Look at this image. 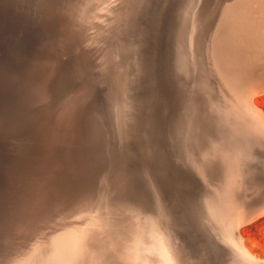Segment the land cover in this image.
<instances>
[{
  "label": "bare ground",
  "instance_id": "6f19581e",
  "mask_svg": "<svg viewBox=\"0 0 264 264\" xmlns=\"http://www.w3.org/2000/svg\"><path fill=\"white\" fill-rule=\"evenodd\" d=\"M15 1H17V0H15ZM31 1H34V0H31ZM31 1H29V2H31ZM49 1L52 2V0H49ZM59 1H61V0H59ZM64 1L66 2L69 0H64ZM77 1L78 0H70V5L64 6V7H66L65 12H64V8H63V10L60 8L59 9L57 8L56 11H58V12H60V10L62 11L60 18H57L55 23L53 21V25L55 24V26H53V27H56V29L59 30V31L56 30V32H55V35L57 34V37H55V40L52 38V35L50 38L49 37L47 38L46 37L47 33L43 32L44 34L46 33V36L44 37L46 39L44 40L43 45H41L40 47H42V49H43L42 51H45V53H48V54H45L46 56L43 55L44 57L41 56L42 59H40V62L38 65H37L38 62L36 61L37 58H34V61H33L34 64H33V70H32L31 76L28 77V80H26V84L24 85L25 88L23 87L24 89H26L25 90L26 97L24 99H22L20 102V110H19V107L17 108V110H19V111H21V113L25 114L24 111L27 110V108L29 109V107L32 108L33 106L41 105L42 111L46 112L44 115L45 116L44 122L41 121V122H43L41 124L42 132H41V135L39 136V138H41L43 143L41 146V153L38 154L39 156L37 157V160L35 161L36 158H33V160L35 161L34 165H33L34 167L32 168V172H31V174H29V177L26 178L24 175L19 176L18 174H16V176L18 175V177L15 179H12L13 177L9 178L6 175L8 177V179H10L9 185L5 186V187L0 186V202L2 205L0 208V243H1V245L3 244V247H5V249H4L5 253L1 257L0 264H8L11 261H15L14 259L20 257L21 254H23L21 252L22 251L24 252V249L27 248L31 242H33L32 241L33 239H35L38 235H40V233L42 234V236L47 233V232L46 233L44 232L45 230L48 229L50 231L49 234L47 233L50 236L51 232H52V230H50V229L52 227H54V228L57 227L56 230L58 232V231H60L58 229V227L61 224V222H64V221L73 222L76 220L74 216H70V215L68 216V214L62 216L61 218L60 217L58 218L57 217L58 215L53 210V207H52L53 204L60 205V206L62 204V206H64L65 204H68L71 201H75V198H77L79 196H84L85 200L83 199L84 200L83 205L85 207L89 208L90 206L94 205L95 201H94V198H93L94 196L92 195V192L94 191L95 184L97 183V179H98V175H99L98 173H101V170H103V169L108 172L107 178H106V181L104 184L106 186V188L104 190L106 202L102 200L104 202V207L101 206L102 208H104V211H105L103 218L105 219L104 222H106L105 223L106 228L104 227L105 230L102 229V231L100 233L97 230L98 232H96V233H99V234H97V236L95 235L97 241L93 242V244L90 245V247H93L94 244H97L100 247L101 246L109 247L108 246L109 244L114 245L115 247L112 248V250L115 249L113 252L115 257L120 254L119 250L121 251L124 248V250L127 251L125 253L126 256L129 257V258L127 257L128 259L125 258V260H128L127 261L128 263L133 259H135V261H136L137 258H135L134 256L137 255V253L139 251V245L142 243L143 245L142 244L141 245L144 246V248L147 245V248H145V249H147L150 254L147 252H145V253L149 254V256L150 255L152 256L153 254H156V255H153V257L157 256V255L161 256L162 260L157 259L158 257L155 258V259H157L155 263H158V264H236L237 262L236 263L232 262V258H231V253H233V252L235 253L236 251H238L239 254L245 260H247L250 263L264 264L263 257H261V258L257 257L246 246V244H245L246 242L244 243V238L240 232V227L243 224V221H242L243 219H244V222H247V221L253 219L254 217H256L257 215H259L260 213H262V214L264 213V199L262 201H259L257 204H255V206L252 207L245 215H240L242 213L241 210H240L241 213L239 212V209L241 208V205H240L241 203L236 204V205H240V207H238V209H235L236 206L234 207L231 204H229V208L231 205L232 207H234L233 208V210L235 209L234 211L239 212V213H237V214H239V216L237 214L235 215L238 218V220L236 222V234H235V237L234 236L226 237L227 234L223 231L224 232V236H223L222 232L218 231L219 229L216 227L218 225V220L214 216L215 214L212 212V208L209 209L207 202L205 200H203V198L201 197V192H200L201 185L199 183H197V180H195V178L199 174L195 173V174H197L195 177L194 172H196V171L193 169L192 164H191V160L189 159V154H191L190 158H192L193 157L192 154L195 151L192 153V151L194 150L193 149V150H191V153L190 152L188 153L189 149L187 148L188 150H186L185 146L183 145L184 144L183 139H185V137H183V139H182V136H186V135L188 136L189 133L185 131L186 135L184 132H183L184 135H181L180 134L181 132H179V129H178V126L181 123L186 124V122L190 121L191 117L194 115V113H196L195 108H199L201 106L199 103L202 102V99H200V97H199L200 93H198V92L204 91L207 93L209 91L208 87L204 86L205 83L202 82L203 76L209 74L210 66H212V69H213V65H214L213 60L211 61L213 63V65H209V62H208V57H210V56L207 57L208 53H210V51L208 52V42H209L208 35L211 34L210 32L212 30V27L216 23L217 18L219 17L218 16L219 13L222 12L221 11V9H222L221 4L224 2L228 3V0L227 1L221 0L219 2H218V0H165V3L161 7V13H160L158 19L156 18L157 16H155V14L151 11L150 0H107V2L105 1V3H102V0H99L101 2L100 3L97 2V4L94 3L95 5L91 2V4L93 6H95L94 14H97V17H94L93 16L94 14L93 15L90 14L91 16H93V20L91 18L89 19L88 18L89 16L83 17L81 15V12H80L81 10H79V8H78V5H80V4H78V3H80L79 2L80 0L78 1V3H77ZM19 2H20V0H19ZM27 2L28 1H26L25 3H27ZM56 2L58 3V0ZM65 2H63L62 4H65ZM74 2L77 3V4H75L77 6H74ZM34 3H35V1H34ZM34 3H33V6L36 5ZM235 3H236V1H235ZM235 3H234V6H235ZM38 4H39V2H38ZM52 4H53V2H52ZM45 5H46V3H45ZM45 5H44V7H45ZM49 5H51V3ZM81 5H84V4H81ZM81 5H80V7H82ZM227 5H229V4H227ZM57 6H58V4H57ZM59 6H61V5H59ZM13 7H15V6H13ZM21 7H23L22 3H21ZM25 7H27V6H25ZM44 7H43V9L48 11V9H47L48 6L46 8H44ZM253 7H255V6H253ZM3 8L6 9L7 5H6V7L3 6ZM9 8H10V6H9ZM34 8H37V6L36 7L34 6ZM167 8H169L170 11H172V18L166 22L165 21V19H166L165 15L168 13ZM24 9H27V8H23V11H24ZM38 9H39V7H38ZM52 9L54 10V8H52ZM52 9H50V10H52ZM88 9H85V10L88 12L91 11ZM31 10H30V12H31ZM5 11H7V10H5ZM12 11H13V9H12ZM83 12H84V10H83ZM237 12H239V11H237ZM3 13L5 14V12H3ZM23 13H22V15H24ZM31 13H32L31 15H33V11ZM55 13H57V12H55ZM69 13L72 15L71 17L69 16L70 15ZM89 13H91V12H89ZM228 13H229V11H228ZM4 14H3V16H4ZM7 14H5V15H7ZM229 14H228V16H229ZM241 14H242V12H241ZM26 15H27V13H26ZM31 15H30V17H31ZM38 15H40V14H38ZM48 15H51V14H48ZM56 15L58 16L59 14H56ZM65 15L69 16L68 19ZM16 16H18V15H16ZM28 16H26V17L30 21V18ZM41 16H42V12H41ZM47 16L43 15V19H45L44 17H47ZM64 16H65V18H64ZM242 16H243V14H242ZM19 17L21 18V16H19ZM38 17L39 16H37V18ZM223 18H225V17H223ZM223 18H221V19H223ZM237 18H239V17H237ZM6 19L4 18V20H6ZM22 19H20L21 23H22ZM34 19L35 18H33L31 21H33ZM221 19H219L218 22L221 21ZM20 20H17V21H20ZM40 20L42 22V18H40L39 21ZM240 20H242V19H240ZM25 21H28V20H25ZM48 21H49V19L48 20L45 19L42 22V25H43V28H45V30L50 31V29L52 30L53 28L48 27ZM7 22L5 21L4 23H7ZM41 22H40V24H41ZM50 22H51V20H50ZM152 22H158L157 26L159 29L153 28ZM14 23H15V21H14ZM31 23H30V25H31ZM34 23H35V21L32 24H34ZM38 24H39V22H38ZM242 24H244V22ZM41 26L40 27L38 26V28L41 29ZM28 27H29V24H28ZM26 28H27V26H26ZM38 28H37V31H38ZM230 28H228V30ZM18 29H20V28H18ZM153 29H155V30H153ZM163 29L164 30L166 29V31L168 30L167 38L169 39V41L172 45V47L168 51L167 56L164 55L163 53L162 54L159 53V50H161L162 48L160 46V43H158V42L165 39V37H166L165 34H163L164 33ZM215 29H216V27H215ZM33 30H35V29H33ZM19 31L20 30H18V32ZM28 32H29V29H28ZM52 32H53V30H52ZM234 32H235V28H234ZM238 33H240V32H238ZM241 33H242V31H241ZM35 34H33V37H35ZM214 35H213V37L216 38L218 34L216 36H214ZM218 37H219V35H218ZM221 37H219V38H221ZM226 37H227V35H226ZM219 38H217V39H219ZM36 39H37V37H36ZM150 39H153V45H152V41ZM222 40H223V38H222ZM154 41H155V44H154ZM184 41H185V44L187 43L186 44L187 46H189V44H191V48L193 50V53H196L195 56H197L195 58H197V71H198V74L200 76V78L199 77L197 78V79H199V83L196 85V87H198V89H199L198 91H196L197 89H195V88L192 90V89L185 87L179 80V75H178L179 71L177 68L181 65L177 62H178V60H179V62H182V61L184 62L183 59L186 57V56H182V61H180V59H181L180 57L184 53L183 52L184 50H182ZM221 42H224V41H221ZM241 42H242V40H241ZM210 47H211V44H210ZM213 47H215L214 44H213ZM191 48H189V49H191ZM215 48L212 49V52H213V50H215ZM187 50H188V47H187ZM218 50L219 49H217V51ZM223 51L221 53H223ZM230 51L231 50H229V52ZM180 53H182V54L180 55ZM218 53L220 54V51ZM256 53H258V52H256ZM187 54H189V53L187 52ZM77 55H78V58L82 62V67L81 66L80 67L83 68V70H81V71L79 70L78 72L77 71L73 72L72 70H70L69 67L65 66L64 60H65V57H69V58L73 59ZM179 55H180V57H179ZM213 55H215V53ZM213 55H211V56H213ZM244 55L245 54H243L242 56H244ZM259 55H260V52H259ZM237 56H239V55H237ZM217 57H218L217 59L219 60L220 56H217ZM226 57H227V55H226ZM195 58H193V59H195ZM227 58H229V57H227ZM256 59H257V57H256ZM190 60H191V58H190ZM224 61L225 62L223 63V65L225 64L224 67L226 68V60H224ZM247 62H250V61H247ZM227 63H228V61H227ZM260 63H262V62H260ZM194 64H195V62H194ZM215 65L217 66V64H215ZM215 65H214V67L216 68ZM233 66H235V64ZM181 67H183V66H181ZM247 67H248V65H247ZM190 68H192V67H190ZM230 68H231V65H230ZM3 70L4 69L0 66V101H4V103L7 104L8 107L10 108L11 103L14 100V99L11 100L10 96L12 94H14L16 89H21V86H20V84L16 85L15 88L13 86H10L11 76H9L7 71L5 72ZM193 70L195 71L194 68H193ZM211 71H210V73H211ZM213 71L215 72V70H213ZM228 71H229V68H228ZM228 71H227V73H228ZM220 72H222V71H220ZM227 73H225V74H227ZM249 73L250 72H248V74ZM27 74L30 75L29 73H27ZM216 74H217V72H216ZM242 74H243V72H242ZM255 74L256 73H254V75ZM35 75L39 76V78L37 80H35L36 79ZM228 75H231V74L229 73ZM211 76H212V74H211ZM221 76H223V75H221ZM236 76H237V74H236ZM12 78H13V76H12ZM233 78H234V76H233ZM216 79L217 78H215V80ZM33 80H35L36 82H34ZM228 80H229V78L227 79V81ZM261 81H263V79ZM32 82H34V84H32ZM74 82H76L77 86L72 87L71 91L69 93L63 95V97L58 99V101H56L55 103L50 102L53 99V97L61 89L65 88V86H69L70 84H72ZM77 82H79V85L77 84ZM240 83H241V81H240ZM225 85L229 86V89H231L229 84H225ZM225 85H222V87ZM218 87H217V89H220ZM243 87L245 88V85ZM254 88H255V86H254ZM254 88H253V90H254ZM263 88H264V86H263ZM211 90H212V88H211ZM260 90H263V89H260ZM260 90H259V92H260ZM220 91H221V89H220ZM217 92H219V91H217ZM222 92H224V90H222ZM229 92H228V95L231 93V92L230 93ZM239 92L237 91L236 93L238 94ZM212 93H213V91H212ZM240 93H239V95L241 96ZM209 94H211V93H209ZM215 94L217 95V97L220 96V95L218 96L217 93H214V95ZM230 95H231V97H233L232 99H234V96H232V95H236V94L231 93ZM255 95H256L255 92L252 94H250L248 92L246 94L245 93L242 94V98H244L243 101L245 100V103H246V104H244V106L245 105L247 106L245 108H248L252 114H254L255 116H258L260 111L256 105L255 100L253 99ZM261 95H264V94L262 93ZM206 96H208V95L206 94ZM222 96H224V94ZM210 97L212 98L214 96H210ZM217 97H216L217 101L219 99L223 98V97H219V99H218ZM228 97H226L223 101H225ZM237 97L239 98V96H237ZM237 97H236V99H237ZM237 100L240 101V99H237ZM223 101L221 103H223L224 105H228L226 102H223ZM236 101L234 102V104H236ZM204 103H206V101ZM212 103H211V107L209 106V109L210 108L213 109ZM215 103H216V101H215ZM232 103L233 102H231V104ZM218 104H219V102H218ZM218 104H215L216 107L215 106L214 107L216 108L218 114H220L221 116L224 117L225 114L222 115L224 112L221 113L217 109ZM208 105H210V104H208ZM208 105L205 108H208ZM236 105H239V104H236ZM236 105H235V107H236ZM8 107H6V108H8ZM226 107L228 108V106H226ZM15 108H16V106H15ZM201 109H202V107H201ZM238 109H239V107H238ZM15 110L16 109H14V111L12 110V112L15 113ZM199 110H200V108H199ZM236 110H234V109L232 110V108H230L225 112L227 113L229 111V113H231L233 111L235 112ZM221 111H224L223 107L221 108ZM4 112H2L1 107H0V142H2L1 140L3 139V137H5L6 131L11 132L10 131L11 128H9L10 130H8V129L6 130V128H8L7 125H8L9 118H11V117H9V116H11V114L7 117ZM211 112H213V113H211ZM211 112H210V114H215V115L217 114L216 111L214 112L213 110H211ZM208 113H209V110H208ZM229 113H228V115H229ZM237 114L238 113H236V114L234 113L233 116L236 117ZM19 115L21 116V114H19ZM220 115H218V116H220ZM228 115H225V116H228ZM230 115L232 116V114H230ZM230 115H229V119H231ZM240 115H242V114H240ZM30 116H32V115H30ZM21 117H25V116H21ZM41 117H42V115H41ZM239 117H242V116H238V118ZM224 118L228 119V117H224ZM238 118H236V119H238ZM38 119H39V117H38ZM226 119L224 122H228V121H226ZM240 119L241 118H239V120ZM262 119L263 118H261V120ZM18 120H20V119H18ZM241 120L243 121V118ZM256 120H258V119H256ZM261 120L259 119V121H261ZM199 121H201V120H199ZM206 121H205V123H206ZM218 121L219 120H216V122H218ZM245 121H246V119H245ZM224 122L222 123L223 124V126H222L221 121H219L217 124V127L220 124L222 126V128L226 127V129L227 128L229 129V126L228 127L224 126ZM230 122H231V120H229L228 124H230ZM239 122L240 121H237V124ZM249 122L250 121H248L246 123H249ZM263 122H264V119H263ZM235 123L236 122H234V126L236 125ZM251 123L252 122H250L249 126L253 125V123L252 124ZM255 123H257V122H255ZM194 125H196V124H194ZM242 125H243V123H242ZM234 126H231V128L232 127L234 128ZM249 126H248V128H249ZM259 126L260 125L258 124L257 127H259ZM236 127H238V125L235 126V128ZM241 127H243V126H241ZM245 127H247V124ZM251 127H253V126H251ZM251 127H250V129H253V128L256 129L257 128V127L256 128L255 127L251 128ZM4 128H5V130H4ZM186 128H187V126H186ZM209 128L213 129V126L212 127L210 126ZM222 128L218 129V130H220V133H222V136H220L219 133H218L219 135H217L215 132V129L213 130L215 132V133L213 132L214 133L213 136L217 135L218 137H220V139H221V137L223 139L224 138L223 133L226 130L222 131L223 130ZM259 128H261V127H259ZM39 129H40V127H39ZM207 129H208V127H207ZM228 129H227V131H228ZM237 129L236 130L234 129L235 130L234 134H233L234 130L232 131V134L234 136H236L235 134H236ZM243 129H242V132H243ZM245 129H247V128H245ZM245 129H244V131L247 132L248 129L247 130H245ZM250 129H249V131H250ZM187 130H188V128H187ZM203 130H205V129H203ZM257 130H259V129H257ZM12 131H14V130L12 129ZM40 131H39V133H40ZM227 131L224 133V134L227 133L226 139H228V138L232 139L233 136L228 137L229 132H227ZM9 132H7V135ZM12 133H15V132H12ZM28 133L31 134L30 131ZM210 134L211 133H209L207 135L209 136ZM238 134H239V132H238ZM238 134H237V136L241 137V135H238ZM208 136H205V137L208 138ZM217 136H216V138H218ZM229 136H230V134H229ZM244 136H246V135H244ZM214 138L212 137V139H214ZM192 139H194V138H192ZM220 139H218V140L220 141ZM222 139H221L220 143H222ZM185 140H188V139H185ZM190 140H191V138H190ZM190 140H188V141H190ZM218 140H217V143H218ZM225 140L223 139V141H225ZM233 140H234V138H233ZM235 140H234V142H235ZM239 141H241L240 138H239ZM246 141H247V139H246ZM262 141H264V140L262 139ZM143 142L146 144L147 149H144ZM191 142H193V141L191 140ZM194 142H196V140ZM229 142H230V139H229ZM246 143H249V142H246ZM192 144L193 143H190V145H192ZM202 144H204V143H201V145ZM223 144H224V142H223ZM230 144L232 145L233 141ZM211 145L209 144L210 147H211ZM216 145H218V144H215V146ZM219 145H221V144H219ZM25 146H26V144H25ZM206 146H207V149H206ZM241 146H242V144H241ZM216 147H218V146H216ZM227 147L228 146H226V148ZM235 147L237 148V146H235ZM251 147H254V146L251 145ZM208 148H209L208 145H205L204 149L202 147L201 150L202 149L203 150H209ZM219 148H221V147H219ZM231 148H233V146H231ZM231 148H230V150H231ZM213 149L215 150V148H213ZM241 149L243 150L242 147H241ZM25 150H27V149H25ZM210 150H211V148H210ZM210 150H209V152H210ZM245 150H246V148H245ZM225 151H223V152H225ZM246 151H248V149ZM201 152H203V151H201ZM209 152L207 151L208 154H210L213 151H211L210 153ZM229 152H228V155H229ZM238 152H241V151H238ZM255 152H257V151H255ZM253 153H254V151H253ZM259 153L262 154V152H259ZM208 154L206 156H210ZM212 154L214 155V153H212ZM5 155H3V156H5ZM203 155H205V154H202V156ZM215 155H216V153H215ZM226 155H227V153H226ZM244 155H246V153H244ZM257 155H258V153H257ZM197 157L195 156V158H197ZM237 157L235 159L239 158V157L238 158ZM257 157H259V156H257ZM263 157H264V152H263ZM18 158L22 159L19 156H18ZM195 158L192 160V163H193V161H197V159L199 157L197 159H195ZM228 158L229 157H227V161H229ZM230 158H231V156H230ZM232 158H234V157L232 156ZM216 159H217V157H216ZM223 159H224V161H226V158H223ZM240 159H241V157H240ZM248 159H250V158H248ZM255 159H257V158H255ZM33 160H31V161L33 162ZM140 160L143 161V163L145 162L147 164V166H149V169L151 171L150 177H151L152 183H150V188L152 190L150 192L153 191V193L155 194V195H152L153 199L151 198L152 199L151 204L149 202V198L147 195H145L144 193L139 192V191H138V193H136L137 189L135 190L134 179L138 178V177L141 178V174L139 172H137V170L139 168L138 162ZM199 160H200V158H199ZM204 160L205 159L203 157L202 162H204ZM208 161L210 162V160H208ZM14 162H16V161L14 160ZM217 162H218V160H217ZM195 163L197 164L198 161ZM239 163H240V160H239ZM261 163L262 162H260V164ZM0 164H2L1 161H0ZM5 164H6V162H5ZM212 164H214V163H212ZM228 164H230V162H228ZM234 164L236 165L235 160H234ZM234 164H233V166H234ZM214 165H216V164H214ZM221 165H223V161H222ZM242 165H244V164H242ZM197 166L199 167V163L197 164ZM240 166L241 165H239V167ZM259 166L263 167V165H259ZM28 167L29 166H27L26 169ZM202 167L203 166L201 165V168ZM231 167L232 166H230V168ZM246 167H247V165H246ZM5 168H3V169H5ZM19 168H22V167H19ZM221 168H222V166H221ZM243 168H245V167H243ZM146 171H148V168ZM219 171H221V173L224 172L222 170H219ZM250 171H249V173H250ZM198 172H200V173L202 172V176H203V169L202 170L200 169ZM204 172H205V170H204ZM226 172H227V170H226ZM231 172L229 174H231ZM148 173H150V172L148 171ZM234 173H233V175H234ZM249 173H248V175L251 174V173L250 174ZM214 174L216 175V173H214ZM245 175L247 176V174H245ZM216 176H219V174ZM227 176H228V174H227ZM252 176L253 175H250V177H248V178H252ZM203 177H200V179L202 178V180H201L202 182L205 181V179H206V178L203 179ZM244 178H245V176H244ZM198 179H199V176H198ZM255 179H257V178H255ZM206 180H208V179H206ZM209 180H210V177H209ZM247 180H246V182H247ZM216 181H218V180H216ZM225 181H226V177H225ZM230 181H232V180H230ZM236 181L239 185L240 180H236ZM249 181H251V180H249ZM205 182L207 183V181H205ZM205 182H203V183L205 184ZM211 183H213V182L211 181ZM227 183L228 182H226L225 184L227 185ZM251 183H253V182H251ZM251 183H249V184H251ZM249 184H248V186L250 187ZM215 185L216 184H214V186ZM235 185H237V184H235ZM235 185H234V187H235ZM253 185H255V184H253ZM227 186H229V185H227ZM209 187L212 188L211 186H209ZM218 187H220L219 190L220 189L222 190L221 186H218ZM236 187H238V186H236ZM249 187H248V190H249ZM215 188H216V186H215ZM250 188L255 189L256 187H252V184H251ZM231 189H233V188H230V191H231ZM241 189L243 190V188H241ZM219 190L218 189L215 190V191H217L216 193H218V195H219V192H218ZM227 190H229V189H227ZM234 190L235 189H233V191ZM230 191L228 192V194L234 193V192L232 193ZM247 192H249V191H247ZM224 193H227V192L224 191ZM249 193L251 194L253 192L251 191ZM249 193H248V195H249ZM222 194L223 193H221V195ZM225 196H227V195H225ZM243 196H242V198H243ZM253 196H255V194ZM217 197L219 198V196H217ZM221 197L224 199L226 198L223 195ZM227 200H229V198ZM238 201H236V199L234 200V202H238ZM241 201L243 202V200H241ZM244 201H245V199H244ZM230 202H233V201H230ZM246 204H247V202H246ZM212 205L210 204V206H212ZM233 205H235V204H233ZM96 207H97V205H96ZM215 207H217V206H215ZM217 209L219 210V207ZM233 210H231V212ZM83 212H84V210H83ZM234 213L232 215L233 217H234ZM75 216H77V215H75ZM229 216H230V214H229ZM259 216L261 217V215H259ZM97 217H98V215L95 218L94 215L87 216V214H86L84 217L79 218L81 221V224L79 225L80 228H83L85 233L89 232L90 231V230H88L89 228H91L94 225L101 222L99 219H97ZM217 217H219V216L217 215ZM98 218H101V216ZM77 221H79V220H77ZM221 222H222V220H221ZM71 224H72V226L75 225L73 223H71ZM21 226H22V231L20 232L21 229L17 230L20 232V234L18 235L16 233V229L21 227ZM63 229H64V227H63ZM71 229H72V227H71ZM227 229H229V228H227ZM56 230H54V232H56ZM65 230H67V228ZM242 230H244V229H242ZM73 231H74V237L78 236L76 231L75 230H73ZM43 232H44V234H43ZM54 232L52 234H54ZM69 232L71 233L72 231L69 230ZM69 232H68V235H69ZM90 232H92V231H90ZM85 233H84V235H85ZM93 233H95V232H93ZM75 234H76V236H75ZM44 237H42V238H44ZM37 238H39V236ZM72 238H73V236H72ZM78 238L79 237H77V240L75 238L77 244H78V241L80 240V239L78 240ZM87 238L89 239V236H87ZM35 240H38V239H35ZM85 240H83V241H85L84 244L86 245V242H89V241L87 239H85ZM76 243H75V245H76ZM81 243L83 244V242H81ZM90 243H92V242L90 241ZM144 243H146V245ZM84 244H83V247H84ZM61 245H62V243H61ZM88 246H89V244H87L85 247L89 248ZM66 248H68V247H66ZM79 248H81V244H80ZM82 248H81V252H82ZM93 248H91L92 251H93ZM1 249H3V248H1ZM61 249H62V247H61ZM91 249L89 248L87 251L89 252ZM70 250H71V247H70ZM26 251L29 252L28 248L26 249ZM143 251H146V250H143ZM72 252H74V249ZM99 252L101 253L100 250H99ZM57 253H58V251H57ZM91 253L92 252H90V254ZM100 253H98V254H100ZM121 253H122V251H121ZM139 253H141V252H139ZM197 253H199V254H197ZM1 254H2V252H1ZM34 254H35V252H34ZM113 254H112V257H114ZM141 254H140V256H142V258H139V259H143L144 258L143 256L146 255V254L143 255V252ZM65 255H67V254H65ZM58 256H57V258H58ZM98 256H101V255H98ZM65 258H67V257H65ZM95 258L97 260V257H95ZM106 258H108V257H106ZM145 258H148V255H146ZM101 259H102V257H101ZM115 259H117V258H115ZM139 259L137 261V264L139 262ZM20 260H21V258H20ZM93 260H95V259H93ZM146 260L144 263H146ZM62 261H63V259H62ZM143 261L144 260H142V262ZM151 261L154 262L155 260L153 261V259L151 260V258H150L149 263H148V261H147V263L150 264ZM15 262H17V261H15ZM47 262H48V260H47ZM57 262H58V260H57ZM93 262H96V261L90 260L89 264H94ZM97 262H98V260H97ZM124 262H126V261H124ZM124 262L122 264H124ZM140 262H141V260H140ZM142 262H141V264H142ZM106 263H107V260H106ZM131 263H132V261H131ZM155 263H151V264H155Z\"/></svg>",
  "mask_w": 264,
  "mask_h": 264
},
{
  "label": "rangeland",
  "instance_id": "374dc122",
  "mask_svg": "<svg viewBox=\"0 0 264 264\" xmlns=\"http://www.w3.org/2000/svg\"><path fill=\"white\" fill-rule=\"evenodd\" d=\"M5 1V2H4ZM8 0H0V66L4 69L3 71H7V73L9 74V76H11V79H10V86H13L14 88L16 87V85H18V84H20V86H21V89H14L15 90V92H14V94H12L11 96H10V98H11V100H13L12 101V103H11V106H10V108L8 107V105L7 104H5L4 103V101H0V107H1V110H2V112H4L5 113V115L8 117L10 114H11V116H9V117H11V118H9V121H8V128H6V130L8 129V130H10L9 128H11V132H9V131H6V134H5V137H3V139L1 140L2 142H0V161L2 162V164H0L1 166H0V186H3V187H5V186H8L9 185V182H10V179H8V177L9 178H12V179H15V178H17L18 177V175L20 176V175H24L26 178H28L29 177V174H31V172H32V168L34 167L33 165H34V162L37 160V157L39 156L38 154L39 153H41V146H42V140H41V138H39V136L41 135V132H42V126H41V124L44 122V118H45V113L46 112H44V111H42V109H41V105H36V106H33L32 108H30L29 107V109L27 108V110H25L24 112H25V114L24 113H21V111H19L20 110V102H21V100L22 99H24L25 97H26V92H25V90L26 89H24L25 88V84H26V80H28V77H30L31 76V73H32V70H33V61H34V58H37V65L39 64V62H40V59H42L41 58V56L42 57H44V56H46L45 54H48V53H45V51H42L43 49H42V47H40L41 45H43V42H44V40L46 39V38H44L45 36H46V33H47V38L49 37H51V35H52V38L55 40V37H57V34L55 35V32H56V30L57 31H59L58 29H56V27H53V26H55V24L53 25V21H54V23L56 22V20H57V18H60V16H61V10H60V12H58V11H56L57 10V8L59 9H62L63 10V8H64V12H65V8L66 7H64V6H69L70 5V0L69 1H64V0H61V1H59L58 0V3L56 2L57 0H52V2H53V4H52V2H50L49 0V4L51 3V5H49L45 0H34L35 1V3H34V1H31V0H20V2H19V0H17V1H15V0H9L8 2H7ZM24 1V2H23ZM26 1H28L27 3H25ZM29 1H31V2H29ZM56 3H55V2ZM79 1V0H78ZM78 1H77V3H78ZM86 1V2H85ZM94 1V2H93ZM105 1L107 2V0H102V3H105ZM219 1H221V0H218V2ZM223 1V0H222ZM227 1V0H226ZM235 1H236V3H235ZM17 4H15V3ZM18 2V3H17ZM38 2H39V4H38ZM63 2H65V4H62ZM80 3H78V4H84V5H81L82 7H80V5H78V8H79V10H81L80 12H81V15L84 17V16H89L88 18L90 19H92L93 20V16L94 17H97V14H94V10H95V6H93L92 4H91V2L94 4V3H96L97 4V2H101V1H99V0H80L79 1ZM82 2V3H81ZM5 3V4H4ZM20 3V4H19ZM21 3H22V5H23V7H21ZM33 3L34 4H36V5H34L35 7L37 6V8H34V6H33ZM45 3H46V5H45ZM76 2H74V6H77V5H75V4H77ZM86 3V4H85ZM90 3V4H89ZM234 3H235V6H234ZM14 4V5H13ZM25 4V5H24ZM27 4V5H26ZM29 4V5H28ZM48 4V5H47ZM57 4H58V6H57ZM227 4H229V5H227ZM240 4V5H239ZM6 5H7V8L5 9V8H3V6H5L6 7ZM20 7H19V6ZM44 5H45V7H44ZM54 7H53V6ZM59 5H61V6H59ZM95 5V4H94ZM9 6H10V8H9ZM13 6H15V7H13ZM25 6H27V7H25ZM32 8H31V7ZM42 6V7H41ZM50 8V9H52V8H54V10L52 9V10H50L48 7ZM221 11L223 12H221V13H219V19H221V18H223V17H225V18H223V19H221V21H219L218 22V18H217V21H216V23L213 25V27H212V30H211V34L210 35H208V39H209V42H208V52L210 51V53H208V55H207V57L208 56H210V57H208V62H209V65H213V63H214V65L215 64H217V66H216V68L214 67V65H213V69H212V66H210V71H211V73H210V71H209V76L208 75H206L207 76V78L205 79V86L206 87H208V89H209V92L212 94H207L209 97L210 96H214V97H208L209 98V101L206 99L205 100V98H207V97H205L206 96V93L204 92V93H201V92H198V93H200L199 95V97H200V99H202V102L201 103H199L200 105V110H199V108H195V111H196V113H194V115L191 117V120L190 121H188V122H186V124L184 125H182V123H181V127H180V130H179V132H181L180 134L181 135H184L183 134V132L185 133V135H186V132H188L189 134H188V136L186 135V136H182V139H183V137H185V139H188V140H190V138H191V140L193 141V142H191V140L190 141H188V140H185V139H183L184 141V146H185V149L186 150H188L189 149V151H188V153L190 152L191 153V150H193L192 151V155H193V157L192 158H190L191 156V154H189V159L191 160V164H192V167H193V169L196 171V172H194V174L195 173H198L199 175H197V174H195V177H196V175H197V177L195 178V180H197V183H199L200 185H201V190H200V192H201V195H203V200H205L206 202H207V204H208V207H209V209H211L212 208V212L215 214H213L216 218H217V220H218V225L216 226L219 230L218 231H220V232H222V235L224 236V232L227 234H225L226 235V237H231V236H234L235 237V234H236V222H237V220H238V218H237V216H235L237 213H239L240 212V210L242 211V213L240 214V215H245L252 207H254L255 206V204H257L259 201H262L263 199H264V157H263V152H264V141H262V139L264 140V122H263V119H264V95H261L262 93L264 94V88H263V86H264V0H228V3L227 2H224V3H222L221 4ZM247 8H246V7ZM253 6H255V7H253ZM30 9H29V8ZM38 7H39V9H38ZM43 7L44 8H46L47 7V9H48V11L47 10H44L43 9ZM23 8H27V9H24V11H23ZM89 8V9H88ZM7 10V11H5V10ZM12 9H13V11H12ZM20 9V10H19ZM32 9V10H31ZM85 9H88V10H91V11H89V12H91V13H89L88 11H86ZM245 9V10H244ZM254 9V10H253ZM22 10V11H21ZM27 10V11H26ZM30 10H31V12L33 11V15H31L32 13L30 12ZM51 12H50V11ZM83 10H84V12H83ZM229 11V13H228V11ZM20 11V12H19ZM36 11V12H35ZM38 11V12H37ZM42 12V16H41V12ZM225 11V12H224ZM237 11H239V12H237ZM2 12V13H1ZM3 12H5V14H7V15H5ZM24 12V13H23ZM55 12H57V13H55ZM88 12V13H87ZM241 12H242V14H243V16H242V14H241ZM253 12V13H252ZM21 13V14H20ZM22 13L24 14V15H22ZM26 13H27V15H26ZM83 13V14H82ZM96 13V12H95ZM240 13V14H239ZM245 13V14H244ZM3 14H4V16H3ZM20 14V15H19ZM36 14V15H35ZM38 14H40V15H38ZM48 14H51V15H48ZM53 14V15H52ZM55 14V15H54ZM56 14H59L58 16L56 15ZM70 14V13H69ZM87 14V15H86ZM89 14V15H88ZM93 15V16H91V15ZM228 14H229V16H228ZM12 15V16H11ZM16 15H18V16H16ZM28 16L29 18H30V21H29V19L26 17V16ZM30 15H31V17H30ZM43 15H45V16H47V17H44L46 20H48L49 19V21H48V27L49 28H53L52 30H53V32H52V30L50 29V31L48 30H45V28H43V25H42V22L45 20V19H43ZM225 15V16H224ZM248 15V16H247ZM19 16H21V18L19 17ZM37 16H39L38 18H37ZM66 16V15H65ZM65 16H64V18H65ZM70 17L72 16L71 14L69 15ZM69 16H66L67 17V19H68V17ZM222 16V17H221ZM227 16V17H226ZM49 17V18H48ZM237 17H239L240 19H242V20H240L239 18H237ZM4 18L6 19V20H4ZM23 18V19H22ZM33 18H37L36 20L34 19L33 21H31ZM40 18H42V22H41V20L39 21V19ZM230 18V19H229ZM259 18V19H258ZM20 19H22V23H21V20ZM54 19V20H53ZM17 20H20V21H17ZM24 20V21H23ZM25 20H28V21H25ZM38 20V21H37ZM50 20H51V22H50ZM228 20V21H227ZM261 20V21H260ZM6 21H8L7 23H4V22ZM14 21H15V23H14ZM35 21V25L34 24H32L33 22ZM37 21V22H36ZM32 22V23H31ZM38 22H39V24H40V22H41V24L39 25L38 24ZM221 22V23H220ZM224 22V23H223ZM227 22V23H226ZM244 22V24H242ZM9 23V24H8ZM27 23V24H26ZM30 23H31V25H30ZM51 23V24H50ZM6 24V25H5ZM20 24V25H19ZM28 24H29V27H28ZM223 24V25H222ZM235 24V25H234ZM263 24V25H262ZM5 25V26H4ZM15 25V26H14ZM19 25V26H18ZM33 25V26H32ZM42 25V26H41ZM245 25V26H244ZM26 26H27V28H26ZM32 26V27H31ZM38 26L40 27L41 26V29L40 28H38ZM222 26V27H221ZM215 27H216V29H215ZM232 29H231V28ZM251 27V28H250ZM254 27V28H253ZM18 28H20V29H18ZM37 28H38V31H37ZM43 28V29H42ZM214 28V29H213ZM228 28H230L229 30H228ZM234 28H235V32H234ZM243 28V29H242ZM28 29H29V32H28ZM33 29H35V30H33ZM42 31H40V30ZM218 29V30H217ZM240 29V30H239ZM18 30H20L19 32H18ZM55 30V31H54ZM35 31V32H34ZM214 31V32H213ZM241 31H242V33H241ZM248 31V32H247ZM16 32V33H15ZM43 32H46L45 34L43 33ZM238 32H240V33H238ZM246 32V33H245ZM258 32V33H257ZM35 34V37H33V34ZM58 33V32H57ZM215 35H214V34ZM231 33V34H230ZM244 33V34H243ZM38 34V35H37ZM219 35V37H221V38H219L218 37V35ZM227 35V37H226V35ZM230 34V35H229ZM247 34V35H246ZM20 35V36H19ZM213 35L214 36H216L217 35V37L215 38V37H213ZM221 35V36H220ZM229 35V36H228ZM30 36V37H29ZM211 38H210V37ZM253 36V37H252ZM36 37H37V39H36ZM235 37V38H234ZM217 38H219V39H217ZM222 38H223V40H222ZM242 40V42H241V40ZM34 39V40H33ZM217 39V40H216ZM49 40V39H48ZM212 40V41H211ZM226 40V41H225ZM215 41V42H214ZM221 41H224V42H221ZM253 41V42H252ZM50 43V42H49ZM182 44V43H181ZM187 44V43H186ZM185 44V41H184V43H183V48H182V50H184L183 52L185 53H183V55H181L182 53H180V55H181V57H180V55H179V57L181 58H179L180 59V61H182V56H186L183 60H184V62L182 61V62H179V64L181 65V66H183V67H181V66H179L177 69H178V73H179V80H180V82L185 86V87H187V88H189V89H197L196 91H198L199 89H198V87H196V85L199 83V79H197L198 77L200 78V76H199V74H198V71H197V58H195V57H197V56H195L196 55V53H193V50H192V48H191V44H189V46H187ZM210 44H211V47H210ZM213 44H214V46L216 47H213ZM217 44V45H216ZM263 44V45H262ZM230 45V46H229ZM255 45V46H254ZM258 45V46H257ZM260 45V46H259ZM188 47V50H187V47ZM238 46V47H237ZM263 46V47H262ZM186 47V48H185ZM232 47V48H231ZM234 47V48H233ZM247 47V48H246ZM185 48V49H184ZM189 48H191V49H189ZM210 48V49H209ZM213 48H215V50H213V52H212V49ZM222 48V49H221ZM231 48V49H230ZM251 48V49H250ZM33 49V50H32ZM217 49H219L218 51H217ZM226 49V50H225ZM253 49V50H252ZM259 49V50H258ZM29 50V51H28ZM35 50V51H34ZM190 50V51H189ZM192 50V51H191ZM225 52H224V51ZM229 50H231L230 52H229ZM233 50V51H232ZM263 50V51H262ZM220 51V54L218 53ZM223 51V53H221ZM237 53H236V52ZM239 51V52H238ZM187 52L189 53V54H187ZM233 52V53H232ZM256 52H258V53H256ZM259 52H260V55L262 56H260L259 55ZM50 53V52H49ZM215 53V55H213V54ZM217 53V54H216ZM239 53V54H238ZM248 53V54H247ZM194 54V55H193ZM219 54V55H218ZM225 54V55H224ZM235 54V55H234ZM241 54V55H240ZM243 54H245L244 56H242ZM251 54V55H250ZM44 55V56H43ZM211 55H213V56H211ZM226 55H227V57H229V58H227L226 57ZM231 55V56H230ZM237 55H239V56H237ZM217 56H220L219 57V60L217 59L218 57ZM236 56V57H235ZM215 57V58H214ZM256 57H257V59H256ZM190 58H191V60H190ZM193 58H195V59H193ZM210 58V59H209ZM214 58V59H213ZM221 58V59H220ZM227 58V59H226ZM232 58V59H231ZM251 58V59H250ZM259 58V59H258ZM263 58V59H262ZM72 58H69V57H65V60H64V64H65V66L66 67H69L70 68V70H72L73 72L75 71H81V70H83V68H81L82 67V62H81V60L78 58V55L77 56H75V58H73L72 60H71ZM236 59V60H235ZM74 60V61H73ZM78 60V61H77ZM213 60V63L211 62ZM224 60H226V68L224 67L225 66V64L223 65V63L225 62ZM238 60V61H237ZM227 61H228V63H227ZM234 63H233V62ZM247 61H250V62H247ZM70 62V63H69ZM73 64H72V63ZM194 62H195V64H194ZM217 62V63H216ZM232 62V63H231ZM241 62V63H240ZM254 62V63H253ZM258 62V63H257ZM260 62H262V63H260ZM193 63V64H192ZM212 63V64H211ZM260 63V64H259ZM178 64V65H179ZM184 64V65H183ZM192 64V65H191ZM221 64V65H220ZM231 65V68H230V65ZM235 64V66H233ZM251 64V65H250ZM220 67H219V66ZM247 65H248V67H247ZM262 65V66H261ZM81 66V67H80ZM194 66V67H193ZM238 66V67H237ZM258 66V67H257ZM39 67V66H38ZM79 67V68H78ZM186 67V68H185ZM190 67H192V68H190ZM251 67V68H250ZM253 67V68H252ZM81 68V69H80ZM180 68V69H179ZM190 68V69H189ZM193 68L195 69V71L193 70ZM215 68V69H214ZM224 68V69H223ZM228 68H229V71H228ZM240 68V69H239ZM261 68V69H260ZM39 69V68H38ZM185 71H184V70ZM227 69V70H226ZM213 70H215V72L213 71ZM217 70V71H216ZM237 70V71H236ZM220 71H222V72H220ZM227 71H228V73H227ZM253 71V72H252ZM214 72V73H213ZM216 72H217V74H216ZM242 72H243V74H242ZM248 72H250L249 74H248ZM27 73H29L30 75H28ZM225 73H227V74H225ZM231 74V75H228V74ZM239 73V74H238ZM253 73V74H252ZM254 73H256L255 75H254ZM211 74H212V76H211ZM236 74H237V76H236ZM245 74V75H244ZM261 74V75H260ZM221 75H223V76H221ZM225 75V76H224ZM254 75V76H253ZM12 76H13V78H12ZM231 76V77H230ZM233 76H234V78H233ZM243 76V77H242ZM247 76V77H246ZM27 77V78H26ZM34 77V76H33ZM229 78V80L227 81V79ZM255 77V78H254ZM35 80H37L38 78H39V76H37V75H35ZM186 78V79H185ZM215 78H217L216 80H215ZM82 79V78H81ZM80 79V80H81ZM232 79V80H231ZM254 79V80H253ZM263 79V81H261ZM35 80H33L34 82H36ZM234 80V81H233ZM250 80V81H249ZM77 81V80H76ZM240 81H241V83H240ZM253 83H252V82ZM22 82V83H21ZM34 82H32V84H34ZM246 82V83H245ZM262 82V83H261ZM229 84L230 85V88L231 89H229V86H227V85H225V84ZM243 83V84H242ZM252 83V84H251ZM73 84V85H72ZM72 84H70L69 86H65V88H63V89H61L54 97H53V99L50 101L51 103H55L56 101H58V99H60V98H62L63 97V95H65V94H67V93H69L70 91H71V88L72 87H75V86H77L76 85V82H74V83H72ZM77 84L79 85V82H77ZM187 84V85H186ZM232 84V85H231ZM235 84V85H234ZM259 84V85H258ZM191 85V86H190ZM222 85H225V86H223L222 87ZM245 85V88L243 87ZM249 85V86H248ZM219 86V87H218ZM237 86V87H236ZM254 86H255V88H254ZM24 87V88H23ZM215 89H214V88ZM217 87L218 88H220L221 89V91H220V89H217ZM223 89H222V88ZM226 87V88H225ZM236 89H235V88ZM211 88H212V90H211ZM225 88V89H224ZM233 88V89H232ZM253 88H254V90H253ZM239 89V90H238ZM248 89V90H247ZM258 89V90H257ZM260 89H263V90H260ZM24 90V91H23ZM64 90V91H63ZM219 91V92H217V91ZM222 90H224V92H222ZM231 92V93H234V94H236V95H232V96H234V99H232L233 97H231V93L229 92V91ZM259 90H260V92H259ZM18 91V92H17ZM212 91H213V93H212ZM238 91H240L239 93L241 94V96L239 95V93L237 94L236 92ZM250 93V94H252V93H256V95L254 96V100H255V102H256V105H257V107H258V109H259V114H258V116H255L254 114H252L251 113V111H249V109L248 108H245V107H247L246 105L244 106V104H246L245 103V100L243 101V99L244 98H242V94H246V93H248V92ZM257 91V92H256ZM63 92V93H62ZM228 92L230 93L229 95H228ZM259 92V93H258ZM214 93H217L218 94V96L219 97H223V98H221V99H219V97H217V95L215 94L214 95ZM220 93V94H219ZM202 94L204 95V96H202ZM224 94V96H222ZM229 96V97H228ZM237 96H239V98L237 97ZM57 97V98H56ZM216 97L220 100H216ZM226 97H228L225 101H223ZM236 97H237V99H240V101H238L237 99H236ZM215 98V99H214ZM204 99V100H203ZM231 100V101H230ZM233 100V101H232ZM238 102H237V101ZM15 101V102H14ZM201 101V100H200ZM206 101V103H204ZM215 101H216V103H215ZM226 102L228 105H224L223 103H221V102ZM236 101V104H239V105H236V104H234V102ZM243 101V102H242ZM213 102V103H212ZM218 102H219V104H218ZM231 102H233L232 104H231ZM242 104H241V103ZM211 103H212V108L213 109H211V110H213L214 112L216 111L217 112V110H216V106H215V104H218V111H220L221 113H223L222 115H228V113H229V111L226 113L225 111H227L228 109H230V108H232V110L234 109V110H236L235 112L233 111V112H231V113H229V115L230 114H232V116H231V119H229V115L228 116H225L224 115V117H228V119L229 120H231V122H230V124H228V122H229V120L228 119H226V118H224L223 116H221L220 114H218V112H217V114L218 115H220V116H218L217 114L215 115V114H210V112H211V110L209 109V106L211 107ZM225 103V104H226ZM208 104H210V105H208ZM223 104V105H222ZM234 104V105H233ZM16 106V108H15V106ZM208 105V108H205L206 106ZM222 105V106H221ZM235 105H236V107H235ZM5 106V107H4ZM215 106V107H214ZM221 106V107H220ZM226 106H228V108L226 107ZM231 106V107H230ZM234 106V107H233ZM3 107V108H2ZM6 107H8V108H6ZM19 107V110H17V108ZM201 107H202V109H201ZM223 107V110L224 111H221V108ZM230 107V108H229ZM238 107H239V109H238ZM34 108V109H33ZM242 108V109H241ZM10 111H9V110ZM14 109H16L15 110V113L14 112H12V110L14 111ZM206 109V110H205ZM7 110V111H6ZM30 110V111H29ZM205 110V111H204ZM208 110H209V113H208ZM246 110V111H245ZM17 111V112H16ZM238 111V112H237ZM11 112V113H10ZM28 112V113H27ZM219 112V113H220ZM3 113V114H4ZM202 115H201V114ZM211 113H213V112H211ZM234 113L236 114V113H238L237 115H236V117H234L233 115H234ZM15 114V115H14ZM19 114H21V116H25V117H21ZM240 114H242V115H240ZM244 114V115H243ZM30 115H32V116H30ZM41 115H42V117H41ZM13 116V117H12ZM17 116V117H16ZM207 118H206V117ZM238 116H242V117H239V118H243V121L240 119L239 120V118H238ZM252 116V117H251ZM15 117V118H14ZM38 117H39V119H38ZM202 117V118H201ZM248 117V118H247ZM195 120H194V119ZM206 118V119H205ZM215 120H214V119ZM233 118V119H232ZM236 118H238V119H236ZM261 118H263L262 120H261ZM18 119H20V120H18ZM225 119H226V121H228V122H224L225 121ZM245 119H246V121H245ZM248 119V120H247ZM256 119H258V120H256ZM259 119L261 120V121H259ZM38 120V121H37ZM199 120H201V121H199ZM207 120V121H206ZM214 120V121H213ZM216 120H219V121H221V124L224 122V126H229V129H228V131H227V129H226V127H224V128H222V126H223V124H222V126L219 124L218 125V127H217V124H218V122H216ZM235 120V121H234ZM254 122H253V121ZM15 121V122H14ZM41 121H43V122H41ZM192 121V122H191ZM194 121V122H193ZM205 121H206V123H205ZM237 121H240L238 124H237ZM248 121H250V122H252L253 123V125H251V126H253V127H257L258 126V124L260 125L259 127H261V128H259V127H257L256 129H254L253 127H251V126H249V124H250V122L249 123H246V122H248ZM204 122V123H203ZM234 122H236L235 124V126H237L238 125V127H236L235 128V126H234ZM243 123V125H242V123ZM245 122V123H244ZM255 122H257V123H255ZM23 123V124H22ZM198 123V124H197ZM226 123V124H225ZM241 123V124H240ZM251 123V124H252ZM261 123V124H260ZM15 124V125H14ZM194 124H196V125H194ZM203 124V125H202ZM240 124V125H239ZM246 124H247V127H245L246 126ZM263 124V125H262ZM198 125V126H197ZM263 127H262V126ZM186 126H187V128H188V130H187V128H186ZM197 126V127H196ZM212 127L213 126V129L211 128H209V127ZM220 126V127H219ZM231 126H234V128L232 127L231 128ZM241 126H243V127H241ZM248 126H249V128H248ZM20 127V128H19ZM26 127V128H25ZM39 127H40V129H39ZM183 127V128H182ZM193 127V128H192ZM203 127V128H202ZM207 127H208V129H207ZM250 127L251 128H253V129H250ZM220 128H222L221 130L222 131H227V132H229L228 133V137H232V139L231 138H228V139H226L227 138V133L226 134H224L223 133V139L225 140V141H223V139H222V137H221V139H222V143H220L221 142V139H220V137H218L217 135H219L220 134V136H222V133H220V130H218V129H220ZM238 128V129H237ZM245 128H247V129H245V130H247V132L246 131H244V129ZM12 129L14 130V131H12ZM30 129V130H29ZM194 129V130H193ZM196 129V130H195ZM203 129H205V130H203ZM215 129V132H216V136L218 137V138H216V136H213L214 135V130ZM232 129V130H231ZM237 129V131H236V136H234L233 134L235 133V130ZM242 129H243V132H242ZM249 129H250V131H249ZM257 129H259V130H257ZM4 130H5V128H4ZM41 130V131H40ZM218 132H217V131ZM234 130V131H233ZM30 131V133L31 134H29L28 132ZM35 131V132H34ZM39 131H40V133H39ZM186 131V132H185ZM231 131V132H230ZM232 131H233V134H232ZM7 132H9L8 133V135H7ZM12 132H15V133H12ZM34 134H33V133ZM214 132V133H213ZM238 132H239V134H238ZM245 132V133H244ZM252 132V133H251ZM254 132V133H253ZM23 133V134H22ZM192 133V134H191ZM209 133H211L209 136L207 135V134H209ZM219 133V134H218ZM249 133V134H248ZM38 134V135H37ZM206 134V135H205ZM229 134H230V136H229ZM232 134V135H231ZM237 134L238 135H241V137L240 136H237ZM255 134V135H254ZM260 136H259V135ZM17 137H16V136ZM225 135V136H224ZM244 135H246V136H244ZM28 136V137H27ZM204 136V137H203ZM205 136H208V138L207 137H205ZM215 139H212V137ZM10 137V138H9ZM188 137V138H187ZM190 137V138H189ZM211 137V138H210ZM236 137V138H235ZM238 137V138H237ZM245 137V138H244ZM192 138H194V139H192ZM233 138H234V140H235V142H234V140H233ZM239 138H240V140L241 141H239ZM260 138V139H259ZM211 139V140H210ZM218 139H220V141L218 140ZM229 139H230V142H229ZM246 139H247V141H246ZM196 140V142H194ZM202 142H201V141ZM204 140V141H203ZM214 140V141H213ZM217 140H218V143H217ZM228 140V141H227ZM261 140V141H260ZM208 143H207V142ZM228 143H227V142ZM232 141H233V144L231 145L230 143H232ZM238 141V142H237ZM7 142V143H6ZM188 142V143H187ZM223 142H224V144H223ZM226 142V143H225ZM241 142V143H240ZM246 142H249V143H246ZM190 143H193L192 145H190ZM196 143V144H195ZM200 143V144H199ZM201 143H204V144H202L201 145ZM207 143V144H206ZM235 143V144H234ZM247 145H246V144ZM23 146H22V145ZM25 144H26V146H25ZM209 144L211 145V147L209 146ZM214 144V145H213ZM215 144H218V145H216V146H218V147H216L215 146ZM219 144H221V145H219ZM227 144V145H226ZM240 144V145H239ZM241 144H242V146H241ZM250 144V145H249ZM3 145V146H2ZM13 145V146H12ZM200 145V146H199ZM205 145H208V149L210 150V148H211V150H210V152L211 151H213V152H209V150H203L204 149V147H205ZM223 145V146H222ZM233 146V148H231V146ZM237 146V148L235 147V146ZM251 145L252 146H254V147H251ZM21 146V147H20ZM193 146V147H192ZM203 147V149L201 150V148ZM226 146H228L227 148H226ZM17 149H16V148ZM19 147V148H18ZM219 147H221V148H219ZM241 147L243 148V150L241 149ZM188 148V149H187ZM213 148H215V150L213 149ZM225 148V149H224ZM230 148H231V150H230ZM245 148H246V150L248 149V151H246L245 150ZM250 148V149H249ZM19 149V150H18ZM25 149H27V150H25ZM206 149H207V146H206ZM229 149V150H228ZM3 150V151H2ZM10 150V151H9ZM34 150V151H33ZM40 150V151H39ZM198 150V151H197ZM225 151V152H223V151ZM228 150V151H227ZM236 150V151H235ZM26 151V152H25ZM201 151H203V152H201ZM207 151L210 153V154H208L207 153ZM216 151V152H215ZM221 151V152H220ZM230 151V152H229ZM238 151H241V152H238ZM253 151H254V153H253ZM255 151H257V152H255ZM24 154H23V153ZM34 152V153H33ZM197 152V153H196ZM228 152H229V155H228ZM259 152H262V154L261 153H259ZM6 155H5V154ZM17 153V154H16ZM201 153V154H200ZM208 155H210V156H206L207 154ZM212 153H214V155H215V153H216V157H217V159H216V157L212 154ZM226 153H227V155H226ZM233 153V154H232ZM237 153V154H236ZM244 153H246V155H244ZM250 153V154H249ZM257 153H258V155H257ZM2 154V155H1ZM37 154V155H36ZM202 154H205V155H203L202 156ZM235 154V155H234ZM249 154V155H248ZM3 155H5V156H3ZM11 155V156H10ZM26 155V156H25ZM197 157H199L200 158V160H199V158L197 159V158H195V156ZM226 155V156H225ZM239 157H237V156ZM261 155V156H260ZM18 156L20 157V158H22V159H19L18 158ZM29 156V157H28ZM32 156V157H31ZM34 156V157H33ZM212 156V157H211ZM230 156H231V158H230ZM232 156L234 157V158H232ZM250 156V157H249ZM257 156H259V157H257ZM203 157H204V162H202L203 161ZM220 157V158H219ZM227 157H229L228 158V160L229 161H227ZM238 158V159H235V158ZM240 157H241V159H240ZM263 157V158H262ZM5 158V159H4ZM18 158V159H17ZM33 158H36L35 159V161L33 160ZM197 159V161H198V163H199V167L197 166V164L195 163V162H197V161H193V163H192V160L193 159ZM223 158H226V161H224V159ZM248 158H252L251 160L250 159H248ZM255 158H257V159H255ZM261 160H259V159ZM216 159V160H215ZM220 159V160H219ZM231 159V160H230ZM7 160V161H6ZM14 160L16 161V162H14ZM31 160H33V162L31 161ZM208 160H210V162L208 161ZM213 162H212V161ZM217 160H218V162H217ZM234 160H235V163H236V165L234 164ZM239 160H240V163H239ZM257 160V161H256ZM200 161V162H199ZM222 161H223V165H221L222 164ZM233 161V162H232ZM237 161V162H236ZM5 162H6V164H5ZM11 162V163H10ZM28 162V163H27ZM33 164H32V163ZM226 162V163H225ZM228 162H230V164H228ZM260 162H262L261 164H260ZM24 163V164H23ZM139 163V168H138V170H137V172H139L140 174H141V178H135L134 179V183H135V190L137 189V192L136 193H138V191L139 192H142V193H144L145 195H147L148 196V198H149V202H150V204H151V201H152V194H153V191L152 192H150L152 189L150 188V183H149V181H148V178L150 177V174H151V171H150V169H149V166H147V164L144 162L143 163V161H139L138 162ZM202 163V164H201ZM206 163V164H205ZM209 163V164H208ZM212 163H214V164H216V165H214V164H212ZM220 163V164H219ZM238 163V164H237ZM258 163V164H257ZM11 164V165H10ZM16 164V165H15ZM203 166L202 168H201V165ZM225 164V165H224ZM232 164V165H231ZM233 164H234V166H233ZM242 164H244V165H242ZM14 165V166H13ZM29 166L27 169H26V167L27 166ZM196 165V166H195ZM208 165V166H207ZM220 165V166H219ZM239 165H241L240 167H239ZM246 165H247V167H246ZM259 165H263V167H261V166H259ZM12 166V167H11ZM221 166H222V168H221ZM230 166H232L231 168H230ZM6 167V168H5ZM11 167V168H10ZM19 167H22V168H19ZM25 167V168H24ZM239 167V168H238ZM243 167H245V168H243ZM261 167V168H260ZM3 168H5V169H3ZM147 168H148V171L150 172V173H148V171H146L147 170ZM209 168V169H208ZM202 170L203 169V176H202V172L200 173V172H198L199 170ZM211 169V170H210ZM234 169V170H233ZM15 170V171H14ZM193 170V171H194ZM204 170H205V172H204ZM219 170H222V171H224V172H222L221 173V171H219ZM226 170H227V172H226ZM230 170V171H229ZM244 170V171H243ZM251 170V171H250ZM232 171V172H231ZM249 171H250V173H249ZM2 172V173H1ZM17 172V173H16ZM23 172V173H22ZM231 172V174H229ZM236 174H235V173ZM246 172V173H245ZM107 171L106 170H101V173H98L99 175H98V179H97V183L95 184V188H94V191L92 192V195L94 196L93 198H94V205H92V206H90L89 208H87V207H85L83 204H84V200H85V197L84 196H79V197H77V198H75V201H71L70 203H68V204H65L64 206H62V204H61V206L60 205H56V204H53V210L55 211V213L58 215L57 217L59 218H61L62 216H64V215H67L68 214V216L70 215V216H74L75 217V221H73V222H68V221H64V222H61V224L59 225V227H58V229L60 230V231H58L57 232V227H52L50 230H52V232H51V235L49 236L48 234L50 233V231L47 229V230H45L44 232L46 233V234H44V232H43V236H42V234L40 233V235L42 236V237H44V238H42L40 235H38L39 236V238H35V239H38V240H35V239H33L32 241L33 242H31L30 244H29V246L27 247L28 248V250H29V252L28 251H26V249L27 248H25L24 249V252L22 251L21 253H23V254H21V256L24 258H22L21 256L20 257H18V258H16V259H14L15 261H17V262H15V261H11V262H9L8 264H89L90 263V260L91 261H96V262H93L94 264H122L124 261H126V262H124V264H130L131 263V261H132V263L131 264H137V261H138V259L139 258H142V256H140V254L143 252V255H148V258H145L146 257V255L145 256H143L144 258L143 259H139V262H138V264H141V262H142V260H144L143 262H142V264H148L149 263V260H150V258H151V260L153 259V261L154 262H150V264L151 263H155L156 262V260L157 259H159V260H162L161 259V256H154L153 257V255H156V254H153L152 256L150 255L149 256V252H148V250L147 249H145V248H147V245H146V243H144L146 246H145V248H144V246H142L141 244V246L139 245V251H138V253H137V257L136 256H134L135 258H137L136 259V261H135V259H133V260H131L129 263L127 262L128 260H125V258H127L128 256H126V252L127 251H125L124 250V248L121 250L122 251V253H121V251L119 250V255H117L116 257L114 256V254H113V252H114V250H112V248H114L115 246L114 245H111V244H109L108 246L109 247H105V246H99V245H97V244H94L93 245V247H90V245H92L93 244V242H96L97 241V239H96V237H95V235L97 236V234H99L101 231H102V229L103 230H105V228H106V225H105V223L106 222H104V218H103V215H104V213H105V211H104V208H102V207H104V202L103 201H105L106 199H105V194H104V190H105V188H106V186L104 185L105 184V181H106V178H107ZM214 173H216V175H218L219 174V176H216ZM224 173V174H223ZM233 173H234V175H233ZM248 173L250 174V175H253L252 176V178H248V177H250V175H248ZM16 174H18L17 176H16ZM149 174V175H148ZM207 174V175H206ZM209 174V175H208ZM227 174H228V176H227ZM243 176H242V175ZM245 174H247V176L245 175ZM2 175V176H1ZM8 177H7V176ZM259 175V176H258ZM4 176V177H3ZM15 176V177H14ZM198 176H199V179H198ZM237 178H236V177ZM244 176H245V178H244ZM200 177H203V179H208V180H206L205 179V181H207V183L205 182V181H203V182H205V184L201 181L202 180V178L200 179ZM209 177H210V180H209ZM225 177H226V181H225ZM257 178V179H255V178ZM219 178V179H218ZM240 178V179H239ZM11 179V180H12ZM218 180V181H216V180ZM228 179V180H227ZM248 179V180H247ZM261 179V180H260ZM9 180V181H8ZM230 180H232V181H230ZM236 180H240V183H239V185H238V183H237V181ZM246 180H247V182H246ZM249 180H251V181H249ZM211 181L213 182V183H211ZM235 181V182H234ZM249 181V182H248ZM261 181V182H260ZM226 182H228L227 183V185H229V186H227L225 183ZM231 182V183H230ZM234 182V183H233ZM251 182H253V183H251ZM256 182V183H255ZM149 183V184H148ZM235 184H237V185H235V187L236 186H238V187H234V185ZM249 183H251L252 184V187H256L255 189L254 188H250L251 187V184H249L250 185V187L248 186V184ZM214 184H216L215 186H216V188H215V186H214ZM253 184H255V185H253ZM103 185V186H102ZM226 185V186H225ZM241 185V186H240ZM209 186H211L212 188H210ZM214 186V187H213ZM218 186H221V188H222V190L220 189L219 190V188L220 187H218ZM249 187V190H248V187ZM103 187V188H102ZM259 187V188H258ZM262 189H261V188ZM149 188V189H148ZM215 188V189H214ZM229 189V190H227V189ZM230 188H233V189H235L234 191H233V189H231V191H230ZM241 188H243V190L241 189ZM247 188V189H246ZM219 190L218 192H219V195H218V193H216L217 191H215V190ZM239 189V190H238ZM245 189V190H244ZM251 189V190H250ZM254 189V190H253ZM213 190V191H212ZM237 190V191H236ZM243 192H242V191ZM260 190V191H259ZM221 191V192H220ZM224 191H226L227 193H224ZM234 192L233 194H228V192ZM240 191V192H239ZM247 191H249V192H253V193H249V192H247ZM135 192V191H134ZM206 192V193H205ZM236 192V193H235ZM238 192V193H237ZM221 193H223L222 195L224 196V197H226L225 199L224 198H222L221 196ZM248 193H249V195H248ZM255 194V196H253V195ZM134 195V194H133ZM225 195H227V196H225ZM230 195V196H229ZM234 195V196H233ZM244 195V196H243ZM215 196V197H214ZM217 196H219V198L217 197ZM242 196H243V198H242ZM260 196V197H259ZM134 197V196H133ZM245 197V198H244ZM249 197V198H248ZM251 197V198H250ZM152 198V199H151ZM217 198V199H216ZM229 198V200H227ZM248 198V199H247ZM84 199V200H83ZM97 199V200H96ZM219 199V200H218ZM236 199V201H238V202H234V200ZM244 199H245V201H244ZM103 200V201H102ZM209 200V201H208ZM218 200V201H217ZM224 200V201H223ZM241 200H243V202L241 201ZM247 200V201H246ZM80 201V202H79ZM99 201V202H98ZM230 201H233V202H230ZM106 202V201H105ZM246 202H247V204H246ZM223 203V204H222ZM235 204V205H233V204ZM239 203H241L240 205H241V208L239 209V212H236V211H234L235 209H238V207H240V205H236V204H239ZM210 204L212 205V206H210ZM215 204V205H214ZM226 204V205H225ZM228 204V205H227ZM229 204H231L232 206H236L235 207V209L233 210V208L234 207H232L231 205H230V208H229ZM96 205H97V207H96ZM224 205V206H223ZM1 202H0V208H1ZM60 206V207H59ZM102 206V207H101ZM215 206H217V207H215ZM96 207V208H95ZM219 207V210L217 209ZM232 207V208H231ZM215 208V209H214ZM102 209V210H101ZM217 209V210H216ZM229 209V210H228ZM244 209V210H243ZM59 210V211H58ZM83 210H84V212H83ZM231 210H233L232 212H231ZM74 213H73V212ZM238 211V210H237ZM245 211V212H244ZM230 212V213H229ZM235 212V213H234ZM230 214V216H229V214ZM233 213H234V217L232 216L233 215ZM87 214V216H89V215H94L95 216V218H96V216L98 215V217H100L101 216V218H98L97 217V219H99L101 222H99L98 224H96V225H94L93 227H91V228H89L88 230H90V231H92V232H87V233H85V231L83 230V228H80V224H81V221H80V219L79 218H82V217H84L85 215ZM264 214V213H263ZM262 213H260L259 215H261V217L259 216V215H257L256 217H254L253 219H251V220H249V221H247V222H244V219L242 220L243 221V224H242V226L240 227V232H241V234H242V236H243V238H244V243L246 244V246L251 250V252L254 254V255H256L257 257H259V258H261V257H263V259H264V215H263ZM75 215H77V216H75ZM79 215V216H78ZM217 215L220 217H217ZM238 216H239V214H237ZM263 216V217H262ZM231 217V218H230ZM233 217V218H232ZM236 217V218H235ZM78 218V219H77ZM259 218V219H258ZM102 219V220H101ZM77 220H79V221H77ZM221 220H222V222H221ZM235 220V221H234ZM252 221V222H251ZM104 222V223H103ZM221 222V223H220ZM71 223H73V224H75L74 226H72V224ZM78 224V225H77ZM234 224V225H233ZM77 225V226H76ZM63 227H64V229H63ZM71 227H72V229L73 230H75L76 231V233H77V235L78 236H76V234H75V236L76 237H74V231L71 229ZM105 227V228H104ZM61 228V229H60ZM67 228V230H65ZM227 228H229V229H227ZM21 229V230H20ZM83 231H82V230ZM85 229V228H84ZM96 229V230H95ZM242 229H244V230H242ZM17 230H20V232L22 231V226L21 227H19V228H17L16 229V233L19 235L20 234V232L19 231H17ZM54 230H56V232H54ZM69 230L70 231H72L71 233L73 234H71L70 232H69ZM81 230V231H80ZM99 231V233H96V232H98ZM49 231V232H48ZM67 231V232H66ZM78 231V232H77ZM224 231V232H223ZM232 233H231V232ZM54 232V234H52ZM64 232V233H63ZM68 232H69V235H68ZM93 232H95V233H93ZM57 233V234H56ZM59 233V234H58ZM63 233V234H62ZM84 233H85V235H84ZM87 234V235H86ZM56 235V236H55ZM60 235V236H59ZM72 236H73V238H72ZM87 236H89V239L87 238ZM77 237H79L78 238V244L76 243V240H77ZM86 237V238H85ZM75 238H76V240H75ZM85 239H87L89 242H86V245L87 244H89V248L91 249V248H93V251H92V249L88 252L87 250L89 249V248H87V247H85L86 245L84 244L85 243ZM92 239V240H91ZM35 240V241H34ZM82 240V241H81ZM83 240H85V241H83ZM43 241V242H42ZM64 241V242H63ZM83 242V244H84V247H83V244L81 243V242ZM90 241L92 242V243H90ZM146 241V240H145ZM144 241V242H145ZM60 242V243H59ZM61 243H62V245H61ZM75 243H76V245H75ZM231 243V242H230ZM80 244H81V248H82V252H81V248H79V246H80ZM79 245V246H78ZM40 246V247H39ZM64 246V247H63ZM68 247V248H66V247ZM98 246V247H97ZM30 247V248H29ZM61 247H62V249H61ZM70 247H71V250H70ZM100 247V248H99ZM103 247V248H102ZM1 248H3V249H1ZM37 248V249H36ZM87 248V249H86ZM106 248V249H105ZM4 249H5V247H3V244L1 245V243H0V260H1V257L4 255ZM43 249V250H42ZM73 249H74V252H72L73 251ZM84 249V250H83ZM103 249V250H102ZM34 250V251H33ZM69 250V251H68ZM99 250L101 251V253L99 252ZM143 250H146V251H143ZM57 251H58V253H57ZM61 251V252H60ZM85 251V252H84ZM1 252H2V254H1ZM34 252H35V254H34ZM45 254H44V253ZM90 252H92L91 254H90ZM139 252H141V253H139ZM145 252H147V253H149V254H147V253H145ZM40 253V254H39ZM42 253V254H41ZM64 253V254H63ZM86 253V254H85ZM98 253H100V254H98ZM145 253V254H144ZM25 254V255H24ZM31 254V255H30ZM56 254V255H55ZM63 254V255H62ZM65 254H67V255H65ZM78 254V255H77ZM93 254V255H92ZM101 255V256H98V255ZM107 254V255H106ZM112 254H113V256L114 257H112ZM152 254V253H151ZM20 255V254H19ZM59 255V256H58ZM75 255V256H74ZM89 255V256H88ZM95 255V256H94ZM139 255V256H138ZM142 255V254H141ZM45 256V257H44ZM57 256H58V258H57ZM108 257V258H106V257ZM119 256V257H118ZM41 257V258H40ZM65 257H67V258H65ZM80 257V258H79ZM82 257V258H81ZM95 257H97V260H98V262H97V260H96V258ZM101 257H102V259H101ZM156 257H158L157 259H155ZM160 257V258H159ZM20 258H21V260H20ZM29 258V259H28ZM106 258V259H105ZM115 258H117V259H115ZM129 258V257H128ZM127 258V259H128ZM42 259V260H41ZM62 259H63V261H62ZM90 259V260H89ZM93 259H95V260H93ZM147 259V260H146ZM149 259V260H148ZM47 260H48V262H47ZM57 260H58V262H57ZM105 260V261H104ZM106 260H107V263H106ZM115 260V261H114ZM140 260H141V262H140ZM145 260H146V263H144L145 262ZM158 260V261H159ZM22 261V262H21ZM32 261V262H31ZM41 261V262H40ZM76 261V262H75ZM147 261H148V263H147ZM157 261V262H158ZM38 262V263H37ZM74 262V263H73ZM80 262V263H79ZM85 262V263H84ZM134 262V263H133ZM92 263V262H91ZM155 264H158V263H155ZM242 264H253V263H250V262H248L247 260H244V262L242 263Z\"/></svg>",
  "mask_w": 264,
  "mask_h": 264
},
{
  "label": "water",
  "instance_id": "95a60500",
  "mask_svg": "<svg viewBox=\"0 0 264 264\" xmlns=\"http://www.w3.org/2000/svg\"><path fill=\"white\" fill-rule=\"evenodd\" d=\"M150 6H151V11L155 14V16H157L156 18L158 19L159 18V15H160V13H161V7L163 6V4L165 3V0H150ZM167 10H168V13L165 15V21L167 22L169 19H171L172 18V11H170V9L169 8H167ZM158 22H152V27L153 28H155V29H159L158 28V24H157ZM149 24V23H148ZM155 29H153V30H155ZM164 30V29H163ZM159 31V30H158ZM163 33V32H162ZM167 33H168V30L166 31V29L164 30V33L163 34H165V39H163V40H161V41H159L158 43H160V46H161V50H159V53L160 54H164V55H166L167 56V54H168V51H169V49L172 47V45H171V43H170V41H169V39L167 38ZM153 34V33H152ZM151 41H152V45H153V39H150ZM154 44H155V41H154ZM178 60V59H177ZM177 63H179V60H178V62ZM178 75H179V73H178ZM207 77H206V75H204L203 76V78H202V82H205V79H206ZM205 86V85H204ZM201 93H204V92H201ZM206 93V92H205ZM210 92L208 91L206 94H209ZM203 96V95H202ZM205 97H207V96H205ZM209 100V98L207 97V98H205V100ZM204 100V99H203ZM184 123H182V125H183ZM185 125V124H184ZM180 127H181V124L178 126V129L180 130ZM143 146H144V149H147V147H146V144L143 142ZM148 181H149V183H152V181H151V177H149L148 178ZM152 195H155L154 193L152 194ZM201 197L203 198V196L201 195ZM230 247V246H229ZM197 254H199V253H197ZM231 258H232V262H234V263H236V264H242L243 262H244V258L239 254V252L238 251H236L235 253L233 252V253H231ZM244 259V260H243Z\"/></svg>",
  "mask_w": 264,
  "mask_h": 264
}]
</instances>
